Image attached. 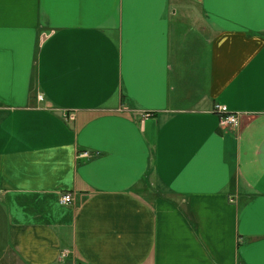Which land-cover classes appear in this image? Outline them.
Returning a JSON list of instances; mask_svg holds the SVG:
<instances>
[{"label": "crops", "instance_id": "0c3cea01", "mask_svg": "<svg viewBox=\"0 0 264 264\" xmlns=\"http://www.w3.org/2000/svg\"><path fill=\"white\" fill-rule=\"evenodd\" d=\"M0 264H264V0H0Z\"/></svg>", "mask_w": 264, "mask_h": 264}, {"label": "built area", "instance_id": "2783aa9c", "mask_svg": "<svg viewBox=\"0 0 264 264\" xmlns=\"http://www.w3.org/2000/svg\"><path fill=\"white\" fill-rule=\"evenodd\" d=\"M215 110L221 114V124L223 126L234 128L239 125V114L230 112L226 106H216ZM68 118L73 120L74 116L69 114ZM81 157H88V154L82 153ZM60 202L63 205H69L73 202V196L69 193L63 194Z\"/></svg>", "mask_w": 264, "mask_h": 264}]
</instances>
